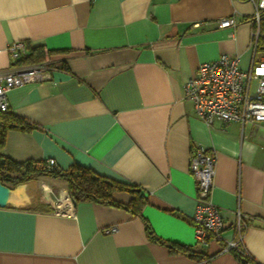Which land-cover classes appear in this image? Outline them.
Wrapping results in <instances>:
<instances>
[{
	"label": "crops",
	"instance_id": "0c3cea01",
	"mask_svg": "<svg viewBox=\"0 0 264 264\" xmlns=\"http://www.w3.org/2000/svg\"><path fill=\"white\" fill-rule=\"evenodd\" d=\"M253 13L249 0H0V71L17 40L41 46L53 66L50 80L7 92L11 118L34 127L8 128L0 161L53 159L60 170L77 162L147 194L141 216L88 201L59 215L43 186L67 191L63 179L19 185L0 207V264H264V125H207L184 96L203 62L237 53L249 67ZM227 17L236 25L218 27ZM199 145L215 153L210 200L224 220L207 246L192 223L189 161ZM130 197L114 193L122 203ZM238 211L243 260L221 251L236 238Z\"/></svg>",
	"mask_w": 264,
	"mask_h": 264
},
{
	"label": "built area",
	"instance_id": "2783aa9c",
	"mask_svg": "<svg viewBox=\"0 0 264 264\" xmlns=\"http://www.w3.org/2000/svg\"><path fill=\"white\" fill-rule=\"evenodd\" d=\"M254 7L250 32L251 60L247 69L239 66L237 53L221 54L216 60L199 64L184 84V96L196 114L207 124L215 120L264 122V0H249ZM234 17L222 18L218 27H234ZM11 66L0 71V111H8L6 94L14 87L28 83H39L51 79L53 66L50 62L21 63L28 48L25 41L17 40L7 45ZM54 166L53 159L45 161ZM189 171L194 177L196 193L192 215L196 243L207 246L221 238L223 215L210 200L215 174V153L204 146L193 147L190 154ZM59 215H72L73 203L66 190L58 193ZM66 197V204L61 197ZM54 205V204H53ZM245 223L238 211L234 222L236 238L227 240L221 251L241 249ZM112 227L109 231H114ZM108 231V230H107Z\"/></svg>",
	"mask_w": 264,
	"mask_h": 264
},
{
	"label": "trees",
	"instance_id": "16d2710c",
	"mask_svg": "<svg viewBox=\"0 0 264 264\" xmlns=\"http://www.w3.org/2000/svg\"><path fill=\"white\" fill-rule=\"evenodd\" d=\"M28 56H24L23 62H42L47 54L41 46L31 47ZM9 111H0V147L3 145L5 131L8 128H19L21 130H30L34 126L20 117L11 118ZM49 177L61 178L66 182V189L69 197L75 203L79 201H88L94 203L109 204L119 206L133 215L141 216L142 207L147 202V194L138 187V185L122 180L113 179L98 174L89 167L83 166L77 162L65 169L60 170L55 166L48 167L45 162L26 160L23 162L14 161L9 157H4L0 161V181L2 184L14 189L20 183H24L32 178ZM126 192L131 195L127 203H122L114 199V193ZM146 233L152 240H156L150 225L145 224ZM171 246H175L171 244ZM236 256L242 259L243 251L241 249L233 250ZM191 257L204 259L202 253L191 252ZM246 261H248L246 259ZM204 264H208L204 262Z\"/></svg>",
	"mask_w": 264,
	"mask_h": 264
},
{
	"label": "water",
	"instance_id": "95a60500",
	"mask_svg": "<svg viewBox=\"0 0 264 264\" xmlns=\"http://www.w3.org/2000/svg\"><path fill=\"white\" fill-rule=\"evenodd\" d=\"M14 194V189L9 188L0 181V207H5L9 204L11 197ZM75 206V202L72 201Z\"/></svg>",
	"mask_w": 264,
	"mask_h": 264
},
{
	"label": "rangeland",
	"instance_id": "374dc122",
	"mask_svg": "<svg viewBox=\"0 0 264 264\" xmlns=\"http://www.w3.org/2000/svg\"><path fill=\"white\" fill-rule=\"evenodd\" d=\"M261 125H264V122H261ZM39 179H41V178H39ZM36 181V179L35 178H32V179H30V180H27L26 182H24V183H20L19 185H22V184H25V183H32V182H35ZM19 185H17V186H19ZM16 186V187H17ZM43 189L44 190H46V191H48L49 192V194L51 195L50 196V201L52 202V204H54L53 206H52V209L54 210V209H57L60 205H58V200H59V196H58V192L56 191L55 192V190H52L53 188H50V186L47 184V182H45L44 183V186H43ZM68 192V191H67ZM47 195V194H46ZM49 196V195H48ZM47 196V197H48ZM52 210V211H53Z\"/></svg>",
	"mask_w": 264,
	"mask_h": 264
},
{
	"label": "bare ground",
	"instance_id": "6f19581e",
	"mask_svg": "<svg viewBox=\"0 0 264 264\" xmlns=\"http://www.w3.org/2000/svg\"><path fill=\"white\" fill-rule=\"evenodd\" d=\"M61 200H62L63 203H66V202L64 201V197H63V196L61 197ZM65 200H66V198H65Z\"/></svg>",
	"mask_w": 264,
	"mask_h": 264
}]
</instances>
